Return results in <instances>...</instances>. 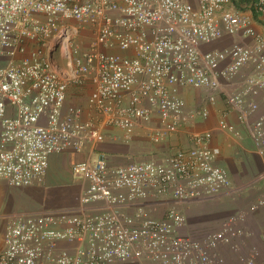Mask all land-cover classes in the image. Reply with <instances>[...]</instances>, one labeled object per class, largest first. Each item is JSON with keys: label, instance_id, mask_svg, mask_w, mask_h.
I'll list each match as a JSON object with an SVG mask.
<instances>
[{"label": "built area", "instance_id": "obj_1", "mask_svg": "<svg viewBox=\"0 0 264 264\" xmlns=\"http://www.w3.org/2000/svg\"><path fill=\"white\" fill-rule=\"evenodd\" d=\"M257 24L264 0H0V186H42L53 155L89 152L71 169L80 213L15 215L0 264H225L223 247L239 264H258L259 250L244 255L241 244L264 190L203 238L184 234L190 205L240 194L211 131L192 135L189 149L126 165L100 149L107 129L124 144L140 131L159 145L208 120L223 96L218 131L242 138L229 120L236 113L264 157ZM71 87L87 91L82 105L68 102ZM186 88L206 93L200 107L187 108Z\"/></svg>", "mask_w": 264, "mask_h": 264}, {"label": "crops", "instance_id": "obj_2", "mask_svg": "<svg viewBox=\"0 0 264 264\" xmlns=\"http://www.w3.org/2000/svg\"><path fill=\"white\" fill-rule=\"evenodd\" d=\"M234 1L237 7L242 8L246 4L257 0ZM256 29L262 32L264 31V26L257 24ZM238 40L246 42L242 38ZM224 41L218 43L217 47L223 48L231 44L232 38H226ZM76 89L79 94L82 93L79 92L78 88ZM82 94L86 100L87 91ZM181 94L189 110L200 107L206 95L203 91L191 88L183 89ZM259 104V114L264 115V100L259 99ZM225 110H227V105L222 96L217 105L210 108L208 120L183 126L178 133L160 145H154L147 141L144 134L140 131H138V135L131 143L124 144L111 138L113 135L117 136V130L107 129L105 132L109 138L100 146V149L110 156V164L119 166L126 165L132 160L155 159L168 152L189 149L192 146V135L211 131L213 133L212 146L221 150L218 164L228 169L234 188L239 190L240 194L236 198L229 194L224 195L220 200L200 201L190 205L187 211L188 219L184 234L194 239H201L217 227L219 229L237 209L247 207L264 190V157H260L255 153L250 134L244 125L239 123L236 113L232 112L229 120L242 131V138L236 139L231 135L218 131V121ZM88 156L89 152L81 155L71 152L53 155L50 158L48 175L44 185L14 188L24 193L23 204L21 200L17 202V205H19L18 211L21 209L22 212L17 211L15 214L14 210L9 211L6 208L4 201H0V209L5 206L4 209L0 210V251L3 248L5 233L3 224L8 219L10 220L14 214L80 213L79 197L82 182L73 178L71 169L74 162L85 160ZM10 189L11 187L6 184L0 186V192L4 194L9 192ZM164 208L165 206H160L159 216L164 214ZM245 228L247 235L242 240L241 254L248 255L253 248H256L260 252L257 263L264 264V207L250 215V218L246 221ZM221 251L226 259L225 264H239L237 255L228 248L223 247Z\"/></svg>", "mask_w": 264, "mask_h": 264}, {"label": "rangeland", "instance_id": "obj_3", "mask_svg": "<svg viewBox=\"0 0 264 264\" xmlns=\"http://www.w3.org/2000/svg\"><path fill=\"white\" fill-rule=\"evenodd\" d=\"M84 38L85 37H82L81 40H76V41L80 42L83 45H86V40H84ZM61 67H62V72H64V74L67 73L68 68L65 66L64 63L61 65ZM82 93L79 94L76 88L71 87L70 90H69V93H68V102L71 103V104L82 105L84 103V101H85L84 96H83ZM75 99H76V101H74ZM73 182H75V180H73ZM23 197H24V193H22L21 191H19L17 189L12 188V187H11L10 191L5 193V194L0 192V201L1 202L4 201V203L6 204V208L9 211H13L14 210L15 214L18 211V208H19V205H17V202H19V200L22 201ZM12 203H15V204H12ZM22 204H23V201H22ZM4 208H5V206H2V209H4ZM2 209H0V210H2ZM159 211H160V208H159ZM18 212H22L21 209ZM14 215H12V216L14 217ZM8 221H9V219L6 221L5 224L2 223L4 225V229H6V225H7ZM217 229H218V227L215 230H217ZM0 231H1V229H0Z\"/></svg>", "mask_w": 264, "mask_h": 264}]
</instances>
